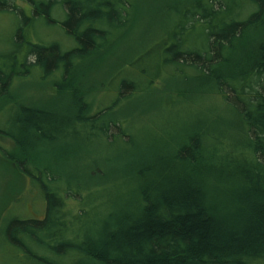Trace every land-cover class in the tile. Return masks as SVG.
I'll list each match as a JSON object with an SVG mask.
<instances>
[{"label": "trees", "instance_id": "trees-1", "mask_svg": "<svg viewBox=\"0 0 264 264\" xmlns=\"http://www.w3.org/2000/svg\"><path fill=\"white\" fill-rule=\"evenodd\" d=\"M140 12L159 19L153 42L96 100L81 97L80 67ZM263 32L264 0H0V137L58 166L16 163L28 189L0 218V264H264V43H249ZM29 78L70 103L24 105L13 88ZM174 81L162 103L159 85ZM137 102L148 127L112 118ZM80 162L105 183L68 179ZM214 199L250 228L228 247L212 242Z\"/></svg>", "mask_w": 264, "mask_h": 264}, {"label": "rangeland", "instance_id": "rangeland-1", "mask_svg": "<svg viewBox=\"0 0 264 264\" xmlns=\"http://www.w3.org/2000/svg\"><path fill=\"white\" fill-rule=\"evenodd\" d=\"M138 15V16H137ZM133 21L132 26L128 29L126 33H124L120 39L113 44L110 48H108L105 52L100 54L98 57L80 67L78 74L80 77L79 82L83 85L80 88V96L87 97L92 99L93 101L99 97L100 90H102V86L110 79L112 75H114L119 69L123 66L127 65L133 58H135L142 49L149 46L157 34V23L159 19H155V17H147L141 12L138 13ZM147 17V18H146ZM2 34V33H0ZM249 43L252 48H255L259 45V43H264V32L259 34V36H252L249 39ZM37 78H29L25 79L24 82H18L15 84L13 91L18 92L15 95H19V98H22V102L24 105H29V101L37 100L40 104L44 105L45 111H50L55 107L51 103V101L62 97L65 103H70L69 97H65V94L61 92L55 83H40ZM179 83L168 82L159 85V90L157 91V96L161 98V102L165 103L166 99L170 96L177 98L174 93L180 88ZM177 89V90H176ZM174 95V96H173ZM140 102V101H139ZM141 101L140 103H142ZM39 108V106H37ZM139 103L124 105L123 110L117 114L113 115L112 118L117 120H128L130 122L129 126L126 128L131 130L132 128H138L141 126H149V123L144 121L142 123V119H140L141 112L139 110ZM142 109V108H141ZM140 114V115H139ZM157 117V116H155ZM0 145L9 150L10 155H12V161L8 162L0 156V218L5 210L12 204V202L26 193L28 189V181L24 176L20 174L17 170L16 163L19 160L27 159L31 165L39 164L41 168L52 169V167H56L55 163H52V155L50 152H40L36 153L33 156L29 157L26 154L21 153L18 149H15V146L11 142V140L0 137ZM114 152H106L100 155L101 158L112 157ZM26 157V158H25ZM85 161V159L83 158ZM101 167L107 173L110 172L107 179L111 180V182H116L120 180L121 175L117 174V171L112 169H108L107 165L101 162ZM58 167V166H57ZM112 168V167H111ZM68 179H76L71 175V173L80 174L81 177L85 176V180L82 181V187L90 186L91 183L94 184H103L105 180L98 178L94 181H89L87 179V169L86 164L84 162H80L77 165L68 164ZM54 170V169H52ZM62 170V169H61ZM213 197V196H212ZM214 198V197H213ZM231 200V203L234 205L235 202L233 199L228 197ZM228 199V200H229ZM229 203V201H228ZM211 206L218 208V211L215 213L214 218L218 222L219 227L216 230H219L218 233L220 235L219 241H212L213 244H216L217 247L223 248L225 245L228 247L230 240L233 237L243 238V235H246V232L250 231V228L247 224L241 221L239 215H237L236 211H231V217L228 216V208L227 204L218 199H214V201L210 202ZM235 207H239L238 204H235ZM241 207H239L240 209ZM36 209V205L33 206L31 203L27 205L28 214L34 213ZM243 209V208H242ZM245 211V210H244ZM19 212V210H17ZM227 212V213H226ZM236 212V213H235ZM229 217V220L227 218ZM232 222V223H231ZM229 229V230H228ZM228 230V231H227ZM215 231V230H214ZM227 231V232H226ZM222 232H226L223 236ZM242 244V242L240 241ZM104 250V248H100ZM229 249V248H227ZM100 250V256L102 251ZM89 264H95L90 261Z\"/></svg>", "mask_w": 264, "mask_h": 264}]
</instances>
